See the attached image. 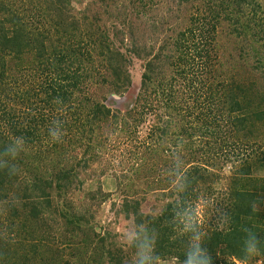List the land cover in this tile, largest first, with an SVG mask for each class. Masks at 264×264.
Masks as SVG:
<instances>
[{"label":"trees","instance_id":"1","mask_svg":"<svg viewBox=\"0 0 264 264\" xmlns=\"http://www.w3.org/2000/svg\"><path fill=\"white\" fill-rule=\"evenodd\" d=\"M171 1L90 0L78 15L71 0H0V150L19 139L0 155V264H136L138 242L150 264H182L194 233L210 264L248 261L253 241L264 260V0ZM139 127L136 165L114 172L116 216L134 231L124 246L95 215L110 192L72 193L82 170L106 174L105 136ZM42 141L59 155L45 172L41 152L21 151ZM225 163L224 225L186 228Z\"/></svg>","mask_w":264,"mask_h":264},{"label":"rangeland","instance_id":"2","mask_svg":"<svg viewBox=\"0 0 264 264\" xmlns=\"http://www.w3.org/2000/svg\"><path fill=\"white\" fill-rule=\"evenodd\" d=\"M90 0H71V6L72 11L76 14L80 15L82 14V11L84 10L86 4L89 3ZM108 2H111L112 0H107ZM169 5V8H172V10H176L177 3L175 1H171L167 3ZM91 13H97L101 16V21L105 22L106 15L103 13L102 8L98 6H92ZM179 9V6H178ZM183 9V8H182ZM162 11H167L166 5H164L162 10H159V13H162ZM195 11H187V16L191 15ZM139 71V73H138ZM134 73H136L137 76L140 74L139 67L135 68ZM138 79V78H137ZM121 99V98H119ZM112 100V99H111ZM113 102V101H111ZM109 135V134H108ZM108 135L105 136V138L108 139ZM114 135V134H112ZM148 135V128L139 127L138 133H134V135L129 136L128 134H122L121 136L115 135V137L110 136L109 139H106V148L108 151L106 162L110 164V167L107 169L106 174H93L90 176H86L88 172H92L91 169H87V172L85 170L81 171L80 177L84 179V183L80 187L81 189L75 190L73 194V198L76 201L79 199V197L87 191L93 190L94 188H97L98 186H102V189L104 192H110V195L107 196L106 199L100 204L95 205L94 208L96 210V218L101 223H108L111 222V224L115 227L117 231H123L126 234V238L123 240L121 239L122 244L125 246V242L131 243V239L134 236L132 226L130 225L129 221L125 220L121 215L116 216V211L119 208L122 197L120 192L117 190L115 185V176L114 172L121 173L122 171L126 172L128 170V164L129 166L131 164L136 165L134 163L132 157L129 155L130 148H135L136 144L138 145L139 140H143ZM264 137V133L262 134ZM108 142V144H107ZM138 142V143H137ZM140 144V143H139ZM23 148V147H22ZM48 148L47 142H34L31 145H29V148L26 146L21 151L23 154H26L24 152L31 153L35 157L34 152H41L39 159H34L35 163H38L39 167L43 172L44 170H47V168L51 165L52 160L59 157L58 154L53 153L50 155V153H46L44 150ZM258 149L256 144H254L253 149ZM264 148V147H263ZM251 148L248 149L250 152ZM38 155V154H36ZM81 157V155H80ZM163 158L160 160L162 161ZM111 161V162H109ZM129 161V163H128ZM218 163H221L220 161ZM223 172L221 181H219L217 184H215L213 187L212 193L206 192L205 195L201 194L200 201L195 203V207L193 212V217L187 216V221L185 223L186 228L188 226L194 225L196 222L204 228V230L208 229L210 226H213V224L218 223L220 226H223V221L221 219V211L220 208L224 206V204L227 202V191L226 188L231 183V167L229 163H225L222 166ZM254 176H264V167H257L253 171ZM137 181V180H136ZM260 197L263 200V203L260 205H257V208L262 210L264 213V194L261 193ZM165 201L161 200L159 204H163ZM156 203L155 200V193L149 192L148 198L143 202V210L148 212L151 209L153 210V207ZM8 208H5V205L0 204V213L5 212L8 213ZM156 211H158L157 208H155ZM3 210V211H2ZM154 210V212H156ZM190 215V214H189ZM157 264H179L176 258H168L158 261ZM229 264H264V260L262 256H259L255 252H251L248 258V261H239L229 259Z\"/></svg>","mask_w":264,"mask_h":264},{"label":"clouds","instance_id":"3","mask_svg":"<svg viewBox=\"0 0 264 264\" xmlns=\"http://www.w3.org/2000/svg\"><path fill=\"white\" fill-rule=\"evenodd\" d=\"M19 139L12 143H8L0 150V155L16 154V144ZM191 230V229H190ZM137 248L139 250V259L136 264H150V256L148 254V244L146 242H138ZM256 241L249 242L247 251L251 252L255 249ZM182 264H210V257L206 254L205 250L201 247V237L199 233H194L190 237L188 247L184 254Z\"/></svg>","mask_w":264,"mask_h":264}]
</instances>
